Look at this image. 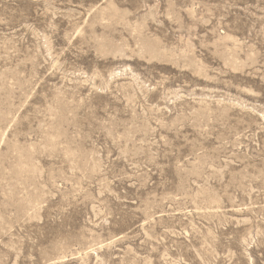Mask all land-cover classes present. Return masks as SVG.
<instances>
[{"label":"rangeland","instance_id":"374dc122","mask_svg":"<svg viewBox=\"0 0 264 264\" xmlns=\"http://www.w3.org/2000/svg\"><path fill=\"white\" fill-rule=\"evenodd\" d=\"M0 264H264V0H0Z\"/></svg>","mask_w":264,"mask_h":264}]
</instances>
